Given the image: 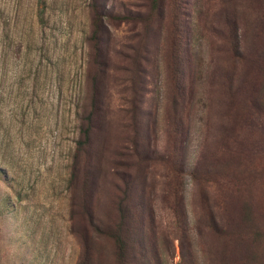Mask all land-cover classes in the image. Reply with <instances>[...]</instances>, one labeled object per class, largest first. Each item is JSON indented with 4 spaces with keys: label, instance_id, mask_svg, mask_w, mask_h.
<instances>
[{
    "label": "rangeland",
    "instance_id": "374dc122",
    "mask_svg": "<svg viewBox=\"0 0 264 264\" xmlns=\"http://www.w3.org/2000/svg\"><path fill=\"white\" fill-rule=\"evenodd\" d=\"M35 1L0 0V264H78L70 173L94 87L79 161L99 221L115 230L118 204L141 205L145 256L131 242L127 262L264 264V0H45L40 24ZM179 138L182 238L168 206ZM92 246L94 264H119L113 237Z\"/></svg>",
    "mask_w": 264,
    "mask_h": 264
},
{
    "label": "trees",
    "instance_id": "16d2710c",
    "mask_svg": "<svg viewBox=\"0 0 264 264\" xmlns=\"http://www.w3.org/2000/svg\"><path fill=\"white\" fill-rule=\"evenodd\" d=\"M159 0H151V5L153 9H157ZM45 0L35 1V17L37 22L40 24L44 20L45 12ZM96 16L93 21V38L97 39L101 27V16L100 13L95 10ZM231 48L233 52H238V42L237 34L234 35V39L231 42ZM98 92L96 87L93 88L92 96L89 102V108L85 110L80 116L79 125V137L76 140V151L74 154L72 169L70 173V183H72L79 172L82 173V182L79 187L75 186L76 192H78L79 201V212L81 227L77 230V236L81 242V252L78 260V264H94V253L92 246V234L96 238L113 237L116 243V255L119 264H129L128 258L131 255V250L134 248L131 246V242L137 243V248L135 252L137 255L144 257L146 246L144 233H142L141 225L138 227L141 220V205L139 202H127L123 204H118V209L120 212V220L115 225L116 229H112V223L108 220H100L95 218L92 209L93 196L95 193V179L94 172H91L92 163L91 161L86 162L85 166H81L82 159H87L86 156L80 160L82 155H87L88 149L91 145L92 135L95 129V115L98 110ZM137 107H135V96L132 100V110L137 112ZM173 157L174 163L173 169L176 175L170 177V183L168 184V193L171 195V205H168L174 217V222L179 230V236H187V222L185 216V210L179 200V182L178 174L181 173V163H182V145L180 144V138L175 140L173 146ZM129 182L126 181L127 187L122 191V194L126 195L129 191ZM79 188V189H78ZM80 193V194H79ZM127 196V195H126ZM126 200V197H125ZM117 208V205H116ZM136 231L138 235L136 236ZM131 257V256H130ZM132 258V257H131Z\"/></svg>",
    "mask_w": 264,
    "mask_h": 264
}]
</instances>
